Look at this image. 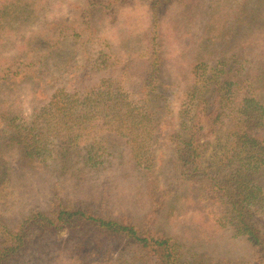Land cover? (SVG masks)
Here are the masks:
<instances>
[{"label":"trees","instance_id":"1","mask_svg":"<svg viewBox=\"0 0 264 264\" xmlns=\"http://www.w3.org/2000/svg\"><path fill=\"white\" fill-rule=\"evenodd\" d=\"M118 1L75 2L72 18L50 19L52 0H0V93L16 91L25 82L46 83L54 69L75 67L30 118L16 106L18 96H0V194L9 180V165L1 157L4 149L16 148L21 166L33 163L49 170L55 168L56 149L62 143L66 153H84L85 175L108 168L112 157L125 158L127 152L133 170L148 175L149 196L157 205L168 204L174 191L159 194L153 175L155 147L164 135L169 111L158 100L163 98L157 92L158 81L151 87L147 77L141 92L130 91L125 80L114 75L121 59L110 49L95 47L96 21L113 14ZM208 8L204 34L213 41H226L232 32L252 26L264 31V0L255 6L250 0H211ZM243 56L192 63V82L184 93L186 118H180V129H171L164 137L174 145L179 178L186 184L194 179L203 183L195 201L205 226L197 233V226L190 224L195 240L212 244L244 239L258 249L252 260L215 255L210 248L200 250L201 244L190 245L156 229L158 208L134 223L58 202L46 211L30 210L13 226L0 210V264L18 256L31 241L68 227L87 232L75 243L79 249L94 235L90 243L102 252L99 264H264V239L253 218L255 206L264 200V61L250 62ZM101 71L111 74L88 83ZM228 120L226 139L208 155L207 140ZM176 195L168 199L177 200ZM178 212L172 203L167 221L180 217ZM120 243V254L111 253Z\"/></svg>","mask_w":264,"mask_h":264},{"label":"rangeland","instance_id":"2","mask_svg":"<svg viewBox=\"0 0 264 264\" xmlns=\"http://www.w3.org/2000/svg\"><path fill=\"white\" fill-rule=\"evenodd\" d=\"M75 2L83 4L84 0H52V5L47 10L48 17L72 18L75 15V5L72 3ZM210 2L211 0H120L114 4L113 14H106L96 21L98 41L95 47L99 51L110 49L121 59L114 75L123 78L130 91L137 94L141 92L147 77L151 87L158 81L157 92L163 96L158 100L167 104L166 110L169 111L164 116V121L167 120L164 135L155 147L156 166L153 175L158 193L174 191L172 195L177 193V200L168 199L172 196L169 195L167 205H157L156 200L149 196L152 189L149 188L148 175L141 169L133 170L127 152L124 154L125 158L117 155L112 157L108 168L85 175L84 153H66L62 143L56 149L53 162L55 168L50 167L49 170L33 163L21 166L18 150L11 147L1 152L10 171L8 170V183L6 187H1L3 192L0 194V210L10 226L19 222L30 210L46 211L53 203L58 202L74 210L81 209L87 213L134 223H141L158 208L154 220L156 229L175 235L190 245L200 247L201 244L203 248L200 247V250L210 248L215 255L245 260L254 258L257 247L244 239L216 240L212 244H208L203 238L195 240L196 233L191 231V225L197 226V233H201L205 226L200 223L195 201L203 191V183L194 179L186 184L179 178V171L174 164V145L164 137L171 129H180V118L184 117V93L192 82V63L200 59L211 62L220 58L234 60L240 53L244 54V60L264 61V31L260 33L256 27L236 30L226 41H213L205 36L204 26ZM256 3L257 0H250L252 6ZM236 4L234 2L233 6ZM71 69L75 70V67L56 68L46 76V80L51 79L48 82H25L16 91H3L0 96H18L20 105L16 106L30 118L36 108L48 101L53 88L69 76ZM110 74L101 71L88 83ZM227 122V126L216 136L207 140L208 155L218 141L226 139L225 135L231 128L230 121ZM262 181L264 183V175ZM172 203L176 204L180 217L167 221L166 216ZM253 218L264 239V200L255 206ZM182 225L184 230L180 228ZM84 233L87 232L69 227L56 230L31 241L7 264H99L103 260L102 252L93 248V234H90L88 245L84 249L75 246ZM122 248L123 243L117 244L111 248V253L118 255Z\"/></svg>","mask_w":264,"mask_h":264}]
</instances>
